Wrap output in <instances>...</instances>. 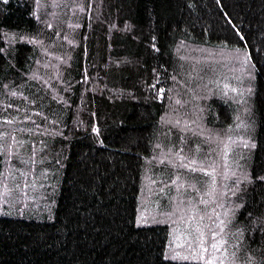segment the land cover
I'll return each mask as SVG.
<instances>
[{
    "label": "trees",
    "instance_id": "obj_1",
    "mask_svg": "<svg viewBox=\"0 0 264 264\" xmlns=\"http://www.w3.org/2000/svg\"><path fill=\"white\" fill-rule=\"evenodd\" d=\"M13 130L0 172L32 168L35 142L44 187L0 200V264H205L184 258L195 233L178 218L198 220L194 203L209 224L221 200L224 264H264V0H0V131ZM181 156L229 191L200 203L212 177Z\"/></svg>",
    "mask_w": 264,
    "mask_h": 264
},
{
    "label": "snow or ice",
    "instance_id": "obj_2",
    "mask_svg": "<svg viewBox=\"0 0 264 264\" xmlns=\"http://www.w3.org/2000/svg\"><path fill=\"white\" fill-rule=\"evenodd\" d=\"M6 2V0H5ZM76 7H80L79 5H76ZM83 11V8H81ZM51 27V25H49ZM23 39V37H21ZM153 48H155V44H153ZM239 51V50H237ZM245 57V61L249 59L248 53L243 54ZM228 85H224L225 91L228 89ZM235 91V89H232ZM164 92L163 89L160 90V93L162 94ZM15 95V93H13ZM7 120V117L4 118ZM25 119H30V117L26 116ZM177 124H179V120L176 121ZM191 123V121H189ZM39 127V126H37ZM24 131H30L29 129H24ZM93 131L98 132L99 130L96 128H93ZM222 141V147L224 149V157L227 159L228 152L231 151V148L229 146V141H231V136H228L226 138L221 137ZM40 143H43L41 141ZM21 144L20 141L16 139V132L15 130L9 132V131H0V154H4L5 156V162L7 160H11L13 157L10 153L13 152L14 146H19ZM247 147V145H245ZM171 151V148L169 149ZM17 155L19 153L17 152ZM37 156V150L34 142V147L31 151V156L23 160L22 163L30 164L33 167L26 169L24 171H21L19 169H15L14 171L9 169L7 172H0V200L5 199V195L11 196L16 193L19 195L17 196L18 199H22L24 201L29 200H35L36 197L33 194H30L29 190L34 193L37 189H42L44 187L43 184H39L38 180L40 177H37L35 175H32V172L34 170V167L36 164L39 163L38 160L32 159V157ZM180 159L182 161H188L186 164H183V167H187L192 172H196L197 170L210 174L212 179L209 182L208 187H206L205 191L203 193H200L201 200L200 203L208 205L210 202H215L217 199L223 197V193L225 191H229L227 188H222L219 190V196H218V190L216 187V168L215 167H204L203 161H197L195 157L191 158V160L188 159L186 156H181ZM227 171V169H225ZM45 172L47 169L44 170ZM17 173H19V176L21 177V180H17ZM232 175H236L235 172L231 173ZM31 176V179L29 178ZM179 177H177L178 179ZM43 179L47 180V176H43ZM243 179L245 181L251 182L252 177L247 174V172H242L240 179L236 180V184H240V180ZM262 181H264V177H260ZM171 183L175 184L176 181L172 180ZM11 184V186H9ZM191 187H195V185H191ZM15 190V192H14ZM163 191V188L161 189ZM199 191V190H197ZM239 191V189H236V191H232V195H236V192ZM208 197V199H205L204 197ZM189 200L191 201V197H189ZM7 203V201L5 200ZM223 202L221 200L220 203L216 204V207L207 209V212L210 213L207 215V219L210 222L209 224H204L203 221L205 219V213L201 212L199 208H197L196 204L190 203L189 204V211L190 213H196L198 214V220L197 216L194 215H188L187 222L184 221L183 217H180L178 219L181 220L183 223V227L185 229L189 228V222H191L192 227L194 229L195 235H193L192 232L184 231L182 235L185 238V242L187 245V248L191 250L190 255L187 257H184L185 259H193V260H201L205 261V264H216L217 261V255L221 254V258L219 259V264H224V260L222 258V254L227 251L226 240L224 239V228L226 227V221L224 219H219L220 212L216 211V208H223ZM236 208H239L240 205H235ZM183 211V210H181ZM225 215L230 216L231 212L229 209H225ZM216 216L218 219L213 220L212 217ZM51 218V217H50ZM148 221L144 220L143 217H137L136 223L137 225H140L142 223H147ZM210 225L212 227H210ZM219 226V231L213 230L214 226ZM207 230V231H206ZM209 237L213 238L210 240V242L206 243V241H209ZM180 236H177L176 239L180 240ZM175 246H173L174 248ZM207 254V255H206ZM233 256L235 258L236 254L235 251L233 252ZM238 260V258H237ZM250 264V262H249Z\"/></svg>",
    "mask_w": 264,
    "mask_h": 264
},
{
    "label": "rangeland",
    "instance_id": "obj_3",
    "mask_svg": "<svg viewBox=\"0 0 264 264\" xmlns=\"http://www.w3.org/2000/svg\"><path fill=\"white\" fill-rule=\"evenodd\" d=\"M208 242H209V241H208ZM208 242H207V243H208ZM177 257H178V256H177Z\"/></svg>",
    "mask_w": 264,
    "mask_h": 264
}]
</instances>
